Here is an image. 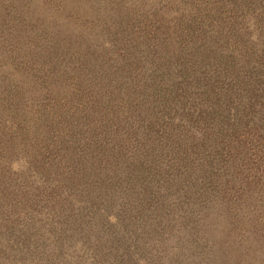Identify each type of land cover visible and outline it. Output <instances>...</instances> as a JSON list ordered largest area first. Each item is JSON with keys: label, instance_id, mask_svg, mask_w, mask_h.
I'll list each match as a JSON object with an SVG mask.
<instances>
[{"label": "trees", "instance_id": "1", "mask_svg": "<svg viewBox=\"0 0 264 264\" xmlns=\"http://www.w3.org/2000/svg\"><path fill=\"white\" fill-rule=\"evenodd\" d=\"M27 1L28 8L0 0V102L16 129L0 134V146L11 153L17 141L35 139L41 148L30 164L57 173L51 197L67 191L95 210L94 186L102 194L122 189L135 198L130 210L148 226L154 221L155 234L166 219L168 232L179 223L194 240L209 233L220 247L218 233L234 222L245 228L251 208L264 207V177L242 173L264 169V49L249 43L243 27L262 20L264 40V0H206L203 7L186 0L171 19L160 8L144 10L137 34L129 11L100 0L91 20L97 26L86 28L83 15L79 24L53 26L47 21L59 18L50 19L41 0ZM106 39L123 43L135 63L109 57L99 48ZM41 138L51 139L54 152ZM122 223L127 229L130 220ZM249 227L257 228L253 216Z\"/></svg>", "mask_w": 264, "mask_h": 264}, {"label": "rangeland", "instance_id": "2", "mask_svg": "<svg viewBox=\"0 0 264 264\" xmlns=\"http://www.w3.org/2000/svg\"><path fill=\"white\" fill-rule=\"evenodd\" d=\"M20 1L25 8L29 7L30 2ZM58 1L61 6L70 7L71 10L66 11L62 8L61 11L57 7ZM94 1L98 0L54 2L41 0L39 4L42 10L51 14L50 19L54 16L59 18L47 21L51 25L61 22L67 25L79 24L80 15H83L86 21H82V24L86 28L89 25L97 26L91 21L95 20L92 13L98 8ZM100 1L104 6L110 7L111 11L116 9L129 11L133 17L130 32L133 31L134 34H137L138 27L142 25V17H139L142 11L147 10L151 13L152 8L154 10L160 8L166 17L171 19L169 15L179 14L186 2V0ZM190 1L201 7L206 3V0ZM46 19L48 20L47 17ZM97 22L101 28L103 24L98 20ZM243 28L249 43L264 49V40L261 41L258 36L263 28L262 20L257 21L256 28L252 21H247ZM102 31L103 27L100 34ZM106 41L107 44L101 40L99 48L107 52L109 57L117 60L123 55L127 63H135L138 56H129L125 53L127 50L125 45H121L123 43L112 45L108 39ZM4 69L1 67L0 71ZM141 74L137 73L140 81ZM0 111L3 115L1 120L3 124H0V128L4 129L0 134L5 132L6 135L13 134L16 129L10 108L0 102ZM28 115L32 116L31 110H28ZM40 140V146L46 145L49 151L54 152L51 139ZM17 143L14 152L11 153L6 147L0 146V264H264V207L254 205L251 208L250 216L245 219V228L234 229V222L228 228L229 232L225 230L218 233L220 238L217 240L223 241L220 247L214 242L212 245L216 238L209 233L206 235L199 233L194 240L184 231L186 227L179 223L173 232H168L164 224L166 219L158 220L164 227L161 226V233L155 234V229L151 228L154 221L150 222L149 226L146 220L142 222L139 212L130 210L128 205L135 203V198L122 194V189L117 193H113L112 189H103L102 194L100 188L94 186L96 193H100L93 197L95 210L90 209L89 204L83 199L67 196V191L57 193L55 198L51 197V188L57 183L56 171L53 167L48 170L50 166L47 164H40L45 171H40L39 167L35 168L37 164H30L31 153L37 148L35 139L19 140ZM251 151L249 155L253 157ZM256 161L257 159H253L252 162ZM263 172L264 169L257 170L247 166L242 171L244 176L251 177L254 174L260 180L264 177ZM261 184L264 185V178ZM93 185H96V182ZM231 192L234 193V190ZM255 192H258V189ZM257 195L261 196V191ZM241 212H237L236 217H240ZM167 214L169 218L170 212ZM78 215L82 220L75 222ZM251 215L257 222L256 229L249 227L252 222ZM122 220L124 223H129L130 220L127 229H124ZM238 222L240 224V220ZM177 239L181 243L190 242L195 246L181 247Z\"/></svg>", "mask_w": 264, "mask_h": 264}]
</instances>
